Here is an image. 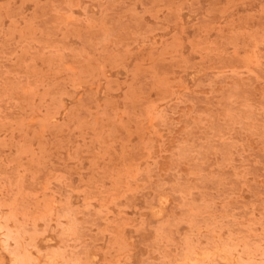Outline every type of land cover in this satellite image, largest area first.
I'll use <instances>...</instances> for the list:
<instances>
[{"label":"rangeland","instance_id":"rangeland-1","mask_svg":"<svg viewBox=\"0 0 264 264\" xmlns=\"http://www.w3.org/2000/svg\"><path fill=\"white\" fill-rule=\"evenodd\" d=\"M0 264H264V0H0Z\"/></svg>","mask_w":264,"mask_h":264}]
</instances>
